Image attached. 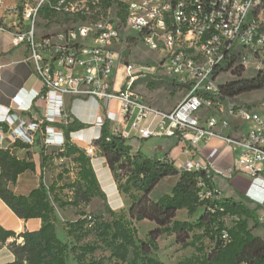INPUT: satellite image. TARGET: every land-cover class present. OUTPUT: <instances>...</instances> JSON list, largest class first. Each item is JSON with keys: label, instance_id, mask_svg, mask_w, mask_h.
<instances>
[{"label": "built area", "instance_id": "1", "mask_svg": "<svg viewBox=\"0 0 264 264\" xmlns=\"http://www.w3.org/2000/svg\"><path fill=\"white\" fill-rule=\"evenodd\" d=\"M4 1L0 0V32L7 31L6 14L27 22L25 29L10 32L11 43L27 48L21 63L31 67L40 88L28 105L19 103L23 88L8 104H0V149L13 151L11 146L17 142L32 145L40 136L44 145L63 148L66 136L60 125L76 119L68 99L92 97L99 106V128L113 122L111 132L127 141L160 137L185 141V158L178 163L181 170L224 179L240 172L249 175L244 197L258 207V219L264 223V119L253 106L220 99L219 91L220 76L228 72L222 66L231 57L244 70L252 69L251 74H264V22L254 14L263 0H21L7 8ZM45 6L70 24L59 31L41 32L37 21ZM88 40L93 44L88 45ZM136 40L158 52L156 65L150 72L133 73L131 62L122 61L127 80L116 89L121 48ZM3 68L0 65V81ZM148 76L183 84L184 95L174 108L160 109L136 93L133 86ZM112 102H117L114 110ZM225 112L248 124L243 134L236 137L218 131L229 127V121L222 119L219 126L212 115ZM213 138L220 139L222 146L212 148L205 159L197 157L203 156L202 146ZM227 147L238 154L230 166H218L216 160ZM84 151L91 160L97 155L93 143ZM57 161L67 162L64 157ZM198 186L200 198L212 196L202 178ZM16 242L24 244L21 237Z\"/></svg>", "mask_w": 264, "mask_h": 264}, {"label": "trees", "instance_id": "2", "mask_svg": "<svg viewBox=\"0 0 264 264\" xmlns=\"http://www.w3.org/2000/svg\"><path fill=\"white\" fill-rule=\"evenodd\" d=\"M261 6H264V0ZM50 12L55 13L50 10L48 14ZM259 12L257 8L254 14ZM236 63L235 57H231L222 66L223 70H231L236 78L220 83V99L264 90V74L242 76L244 68ZM16 67H19V81L14 85V76L7 88L0 89L2 104H8L24 89V84L32 75L29 65ZM162 79L170 86L183 87L182 83L168 77ZM156 84L161 82L151 80L148 83L151 87ZM60 126L66 136L63 148L46 153L42 146L39 156L44 169L53 166L60 157L67 160L66 163L57 164L61 169L58 175V180L63 182L61 185L55 181L46 187L41 179L29 194H15L8 184L16 183L20 173L35 170L32 152L28 150L30 145L17 142L11 146L13 151L0 149V198L19 218L41 220L38 230L20 234L0 226V244L11 237L15 238L9 244L14 261L7 264H67L70 253L77 264H103L101 260H84L86 255L94 254L101 245L106 247L112 258L124 264H166L153 255L159 249L158 240L163 235H174L177 244L194 249L190 256L177 264H264V239L252 232L249 221L254 227H262L263 231L264 223L258 219V207L250 206L244 196L239 200L222 196L212 176H206L203 171L181 170L167 155L161 158L142 155L121 134L111 132L106 122L93 144L97 153L105 157L119 191L131 202L128 211H113L107 204L90 156L82 147L70 141V133L84 125L74 120ZM18 148L27 149L23 158L15 154ZM169 176H178L171 192L157 200L151 199L149 195L156 184ZM199 178L212 191V196L200 198ZM64 189L70 194L65 199L60 196ZM95 198L101 201L100 208L97 212L86 213L84 208ZM54 203L59 208L74 207L79 215L77 219L64 223L68 237L65 242L56 233ZM181 209L187 211L191 220L175 218L176 212ZM145 219L155 225L144 238H140L137 224ZM227 220H230V226L226 224ZM223 232H226V238ZM89 233L95 235L97 243L79 245ZM18 237L23 239V245L17 244ZM206 241L212 243L209 250Z\"/></svg>", "mask_w": 264, "mask_h": 264}, {"label": "crops", "instance_id": "3", "mask_svg": "<svg viewBox=\"0 0 264 264\" xmlns=\"http://www.w3.org/2000/svg\"><path fill=\"white\" fill-rule=\"evenodd\" d=\"M20 1L21 0H5L4 8L15 6ZM3 25L5 26L7 31L0 32V65H4V67H25V64L21 62L27 55V48L24 45L14 47L11 43L10 32H16L25 29L27 22L23 21L20 16L12 13L3 16ZM25 88H27L28 91H26V93L24 94L23 90ZM39 88L40 85L37 80H33L30 77L24 84V89L19 92L18 97L19 99L20 97L24 99V101L26 102L24 105H28L30 103L29 101L31 97H33L34 91L38 90ZM32 100L33 98L31 99V101ZM145 101L147 102V100ZM2 102L3 101H0V103ZM68 107L71 109L74 117L76 118L75 120L84 125L81 129L70 133V141L84 149L86 145L93 143L94 140L98 138L101 133V128L96 125V120L99 113L98 103L92 97L76 98L73 100L69 98ZM116 107L117 102H112L111 108L114 110L116 109ZM108 126L110 131H112L114 125L110 126V123H108ZM126 128H129V125H126ZM218 131L222 134H228L236 137L240 136L245 132L243 130V127L239 123H235L232 129H229V127H219ZM128 143L134 149L139 150L140 153L144 156H157L161 158L164 155H167L168 158L174 162L176 167H178V163L185 158L184 148L186 142L177 138L160 137L143 140L141 142H138L134 138L128 140ZM35 144L36 142H34V144L30 145V148H28V150L32 152V160L35 163V170H27L20 173L18 175L16 183L10 182L8 184V188L11 189L17 195L29 194L32 189L36 188L39 185L41 179L46 187H48L55 181L58 183V185H61L63 183L62 181L58 180V175L61 172V169L57 165L59 164L57 159L55 160L53 166L47 169L42 168L40 164L39 151L37 150ZM43 146L45 148L46 153H50L52 150L56 149L53 146H46L44 145V143ZM220 146H222L221 140L218 138H213L208 143L202 146V151L204 153L202 154L203 156L197 157H202L201 159H205V154L210 152L212 148H217ZM26 151L27 149L25 148H18L16 149L15 154L19 158H23L25 156ZM237 154L238 150H232L227 147L221 152L220 156L217 158L216 164L221 167H228L233 163L234 156ZM91 164L97 176L98 182L101 186V189L106 195V201L108 206L113 211H128L131 203L130 199L119 191L117 182L106 162L105 157L97 153L96 157L91 160ZM177 180L178 176H169L161 179L150 192V198L153 200H157L163 194L170 193ZM213 181L215 187L220 191L222 196L232 197L236 200H239L241 196H244L251 179L249 175L240 172L236 173L231 179L223 178V180H221L214 176ZM60 194V196H63L64 199L67 198V196H70L69 191L67 189H64V191ZM94 201H96V198L88 206H90ZM54 207L56 217L60 218L59 216L61 215L63 225L66 221L75 220L63 217V213H66L68 209H72V211L74 212V210H77L76 208L70 206H67L65 208H59L55 203ZM181 210L185 211L186 218L184 220H189L190 217L188 216L187 211L185 209ZM150 225L151 226L149 227V229L153 227L155 223L153 222V225ZM0 226L4 229L14 231L16 234H20L24 231L38 230L41 226V220L38 218H31L28 220L19 218L0 198ZM169 237L171 239H175L174 235H170ZM14 240L15 238L11 237L7 239L4 244H0V264H7L14 261V254L9 246V244ZM67 240L68 237L66 234L65 241Z\"/></svg>", "mask_w": 264, "mask_h": 264}, {"label": "rangeland", "instance_id": "4", "mask_svg": "<svg viewBox=\"0 0 264 264\" xmlns=\"http://www.w3.org/2000/svg\"><path fill=\"white\" fill-rule=\"evenodd\" d=\"M48 11L50 9L48 6H45L43 10L40 12V16L37 21V26L39 27V30L41 32H54L59 31L60 29L64 28V25L70 24L68 22L69 19H64L61 15L55 14L53 12H50L48 14ZM259 20L264 22V6L259 7ZM88 45H92L93 41L88 40ZM121 48V47H120ZM121 63L117 65V73H116V89H119L127 80V73H126V66L123 64L122 61L125 62H131V64L134 66L132 72H138V71H147L150 72L153 66L156 65V58L158 55V52L156 50L151 49L143 42L136 40L135 42H128L126 45H124L121 48ZM19 67H4L1 72L2 81H0V89H3L9 86V80L15 76L14 85L18 83L19 81ZM250 69V68H249ZM229 70L228 72H225L221 74L220 81L225 82L231 79L236 78V75L232 73V71ZM252 69L250 70H243L242 76H251ZM114 76V70L112 73V77ZM31 79H36L34 75L31 76ZM151 80H156L157 82H161V84H156L155 86L151 87L148 85V83ZM136 93L141 96L144 101L147 100V103H152L153 106H156L158 108L164 109V110H170L174 108L177 103L182 99L184 93H183V87L174 85L170 86L165 82L162 78H151V77H143L142 79H139L138 82L133 86ZM26 91H28L27 88L23 90V93L25 94ZM21 98V97H20ZM28 98V97H27ZM22 99V98H21ZM32 99V97H31ZM30 99V101H31ZM67 100V98H66ZM24 99L19 101V103L23 102ZM29 101V102H30ZM229 101L231 104H240V105H251L255 107V111L260 114V116L264 119V106L262 105L264 103V90H256L249 93H245L239 96H236L234 98H229ZM146 102V101H145ZM18 102H16L17 104ZM26 102L22 105H24ZM228 108V105H225V109ZM210 115L209 112H206L204 116L208 117ZM216 122L221 126V120L227 119L229 121V129H232L233 125L235 123L241 124L243 127V130L245 131L248 127V124L245 122H242L240 119L231 117L227 112L225 113H216L212 115ZM113 125V122L110 123V126ZM35 146L37 147V150L40 152L42 146H43V137L40 136ZM217 178L223 180L221 176L216 175ZM101 201L99 199H96L90 206L85 207L86 213H94L97 212L100 208ZM250 206H252L250 204ZM185 217H184V216ZM60 218H57L56 220V233L57 236L65 241L66 240V231L65 226L63 225L61 215ZM63 217L68 219H77L79 217L77 210L72 211V209H68L66 213H63ZM184 217V218H183ZM105 218H108L107 215H105ZM186 218L185 211L184 210H178L176 213V219L178 220H184ZM191 220V219H190ZM227 225L230 226L231 222L230 220L226 221ZM153 225V222L145 219L141 221L139 224H137L138 228V236L140 238H144L146 236V233L149 230V227ZM249 226L252 228V232L256 235H259L262 239H264V231L262 227H254V224L249 221ZM97 243L96 237L94 234L89 233L81 243ZM71 244H74L73 242ZM159 249L156 252H153V255H155L158 259L165 262L166 264H177L179 261L183 260L185 257L190 256L191 253L194 252L193 248H186L182 247L180 244H177L175 242V239H171L167 235L161 236L159 239ZM206 247L207 250H209L212 247V243L209 241H206ZM85 262L89 260H101L103 261V264H124L121 262L116 261L114 258L110 256V252L106 249L105 246L101 245V247L94 253V254H88L84 258ZM67 264H77L76 261L73 258V255L70 253L68 256Z\"/></svg>", "mask_w": 264, "mask_h": 264}, {"label": "clouds", "instance_id": "5", "mask_svg": "<svg viewBox=\"0 0 264 264\" xmlns=\"http://www.w3.org/2000/svg\"><path fill=\"white\" fill-rule=\"evenodd\" d=\"M2 112H4V111H2Z\"/></svg>", "mask_w": 264, "mask_h": 264}]
</instances>
